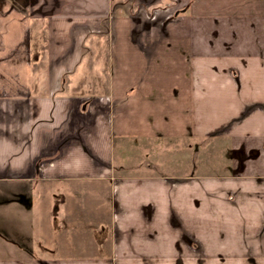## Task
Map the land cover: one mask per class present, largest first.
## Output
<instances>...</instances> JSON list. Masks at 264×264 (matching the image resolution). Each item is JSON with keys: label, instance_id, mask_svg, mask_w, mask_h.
<instances>
[{"label": "crops", "instance_id": "1", "mask_svg": "<svg viewBox=\"0 0 264 264\" xmlns=\"http://www.w3.org/2000/svg\"><path fill=\"white\" fill-rule=\"evenodd\" d=\"M24 3L0 0V187L46 222L0 264H264V0ZM119 35L135 75L107 74ZM167 134L226 137L229 174L117 162Z\"/></svg>", "mask_w": 264, "mask_h": 264}, {"label": "rangeland", "instance_id": "2", "mask_svg": "<svg viewBox=\"0 0 264 264\" xmlns=\"http://www.w3.org/2000/svg\"><path fill=\"white\" fill-rule=\"evenodd\" d=\"M111 38L112 35L110 36V40ZM119 42H121L120 35L118 37V43ZM117 47L120 48L121 43H119ZM117 47L114 53L118 56L120 54L121 58L128 59L131 66L128 64H126L128 67L122 66L121 61L114 63L113 59L110 65L109 56L107 55V51H105L104 60L107 64L105 69L107 70L108 76L112 74L116 76L134 74L138 64L134 60L136 57L125 48L121 47L119 49ZM106 48L107 46H105V49ZM164 82L165 81L161 80L160 84L163 85ZM159 109H161L159 111L160 114L154 117V123L158 127L164 124L162 107ZM227 109L228 107L226 110ZM139 115L142 124H147V114L145 115V113L141 111ZM177 121L178 122L175 123L180 124L181 120L177 119ZM136 139H139V142H137ZM114 140L117 143L119 142L118 137H115ZM132 141H134V143L128 142L129 146L124 148L122 152L119 153L118 150L116 151V159L117 162L126 161L132 164H134V162H141V164L144 165L142 170L135 171L145 172L147 169H153L150 171L153 173L150 174L157 176L162 175L172 180H181L184 176H192V174L200 179L202 176L219 178L229 174L220 173L223 172V170L226 169L225 167L230 163L226 152L222 151L224 144L228 143L227 138L224 136L214 135L203 137L192 134L169 137L167 134L165 137L161 135L156 136V138L152 137V139L148 141L146 138L135 137L132 138ZM147 165H149V168ZM195 168H197L196 172L203 173H188ZM116 174L118 175V173ZM14 201L15 194L10 193L8 190L5 192L0 187V261L8 260L7 257H11L10 255L15 256V254H18L17 251H19L20 248L25 251L27 245L35 246L38 243L36 241V236L40 233L39 226L46 222L43 216L38 213V210L31 212L29 210L30 207L26 209L21 207V209H19L20 211L16 210L15 212H10L9 208ZM14 223H16V226Z\"/></svg>", "mask_w": 264, "mask_h": 264}, {"label": "flooded vegetation", "instance_id": "3", "mask_svg": "<svg viewBox=\"0 0 264 264\" xmlns=\"http://www.w3.org/2000/svg\"><path fill=\"white\" fill-rule=\"evenodd\" d=\"M24 1L26 2V3H24V4H27V3L32 2L33 0H32V1H30V0H28V1H27V0H24ZM34 1H35V0H34ZM18 2L21 3V0H18ZM143 5H144V4H142V6H143ZM144 7L147 8V7H148L147 4H145ZM153 15H154V14H153ZM139 16H140V15H139ZM137 17H138V16H137ZM147 17H148V18H147V23H145V24H147V26H149V25H151V24H153V23L156 24V23L159 21V19H156V17L152 16L151 13H148V12H147ZM145 24H144V25H145ZM145 26H146V25H145Z\"/></svg>", "mask_w": 264, "mask_h": 264}]
</instances>
